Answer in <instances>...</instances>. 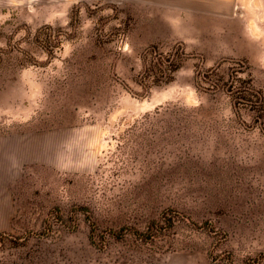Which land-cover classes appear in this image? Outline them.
Masks as SVG:
<instances>
[{
  "label": "rangeland",
  "instance_id": "obj_1",
  "mask_svg": "<svg viewBox=\"0 0 264 264\" xmlns=\"http://www.w3.org/2000/svg\"><path fill=\"white\" fill-rule=\"evenodd\" d=\"M260 101L264 0H0V122L53 145L0 264H264Z\"/></svg>",
  "mask_w": 264,
  "mask_h": 264
},
{
  "label": "crops",
  "instance_id": "obj_2",
  "mask_svg": "<svg viewBox=\"0 0 264 264\" xmlns=\"http://www.w3.org/2000/svg\"><path fill=\"white\" fill-rule=\"evenodd\" d=\"M52 151V141L39 133L7 131L0 122V230L10 227L16 214L11 190L22 167L42 162L45 153L50 161Z\"/></svg>",
  "mask_w": 264,
  "mask_h": 264
},
{
  "label": "trees",
  "instance_id": "obj_3",
  "mask_svg": "<svg viewBox=\"0 0 264 264\" xmlns=\"http://www.w3.org/2000/svg\"><path fill=\"white\" fill-rule=\"evenodd\" d=\"M158 63H160L158 61ZM180 64L181 62H177V61H171L169 63H166L165 66H162L159 68V71L164 74V76H166L167 78L171 77L174 75V73L177 71V69L180 67ZM162 65V64H161ZM235 86V85H232V87ZM235 88H237V86H235L233 89H232V92H234L235 94L237 92H239V89L238 91L235 90ZM245 95H243V92H240L238 93V95L236 96V98H244ZM255 111L256 112H260L262 114V117H264V101H260L257 103V105H255ZM172 217H168L166 218L165 216L163 218H161L163 220V222H169L172 220ZM162 230L163 229V225H160L159 222H156V221H153L151 222V224L148 226V230L146 232V234L144 235L145 237H148V238H153L155 235L158 234L159 230ZM5 236V232H1L0 233V238H3Z\"/></svg>",
  "mask_w": 264,
  "mask_h": 264
}]
</instances>
